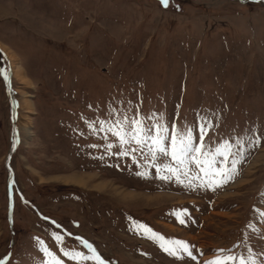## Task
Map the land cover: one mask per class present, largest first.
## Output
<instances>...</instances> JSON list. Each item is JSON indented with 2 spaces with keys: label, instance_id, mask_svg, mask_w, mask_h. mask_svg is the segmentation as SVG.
<instances>
[{
  "label": "rangeland",
  "instance_id": "rangeland-1",
  "mask_svg": "<svg viewBox=\"0 0 264 264\" xmlns=\"http://www.w3.org/2000/svg\"><path fill=\"white\" fill-rule=\"evenodd\" d=\"M161 115L197 140L205 117L207 149L228 141L227 167L240 160L234 179L188 188L159 179L146 149L118 155L110 125ZM77 237L105 264H205L220 249L264 264V0H0V259L44 264L42 241L77 264L61 251L91 255Z\"/></svg>",
  "mask_w": 264,
  "mask_h": 264
},
{
  "label": "snow or ice",
  "instance_id": "snow-or-ice-1",
  "mask_svg": "<svg viewBox=\"0 0 264 264\" xmlns=\"http://www.w3.org/2000/svg\"><path fill=\"white\" fill-rule=\"evenodd\" d=\"M160 2L165 8L169 6V0H160ZM199 120L200 123L197 125L200 133L198 140L193 134L195 129L187 124H185L183 129L173 124L171 132H169V125L164 122L163 115L151 127H145L143 121L139 118L129 120L128 117H125L123 120H117L114 125H110L107 131L111 132L118 139L119 145L123 148L118 153L120 156H128L130 153L136 151L144 152L146 149L145 160L147 162L150 157L151 166L156 168L159 179L164 181L174 179L176 183L188 188L206 187L214 191L216 188L234 179L235 175L238 174L237 164L240 160L233 158L231 160V167H227L229 157H236L237 155L232 151L233 146L228 141H224L223 144H220L213 150H208L207 145L204 143V137L209 131L210 124L205 117H200ZM103 124L104 122H101V130H103ZM90 127L92 126L90 125ZM133 144L137 147L132 148L131 145ZM258 144L259 141L257 140ZM125 145L129 147H124ZM112 147V144L107 145L109 150ZM218 156L223 157L221 163L224 164V167H216V157ZM161 158H170L171 162L158 164L157 161ZM137 175L147 177L149 173L145 169L138 172ZM175 214L179 223H186L185 219H183L184 216L188 215L186 209ZM135 227L149 239L158 242L159 246L169 255L177 259H184L185 257H189L192 260L196 259L192 252L193 246L189 245L186 241L166 239L143 224H138ZM53 238L57 244L64 243L63 236L59 234H54ZM77 239L89 250L91 255H85L83 252L74 249L62 248L61 251L65 257L76 261L77 264L80 261L89 260L95 261L96 264H105V260L102 259L91 243L79 237ZM40 243L42 251L48 257V260L44 264H63V261L54 252L43 246L42 241ZM230 251L220 249L221 255L205 262V264H231V262L237 260V257L224 254ZM239 259L240 264H246L243 257ZM247 261L251 262V264H256L251 254L247 257ZM0 264H7V258L0 259Z\"/></svg>",
  "mask_w": 264,
  "mask_h": 264
},
{
  "label": "bare ground",
  "instance_id": "bare-ground-1",
  "mask_svg": "<svg viewBox=\"0 0 264 264\" xmlns=\"http://www.w3.org/2000/svg\"><path fill=\"white\" fill-rule=\"evenodd\" d=\"M5 52H7V51H5ZM7 55L11 59V61L13 62V68H14L17 76L20 78H23V72L21 70L22 67H21V64H20L19 60L17 59V57L10 52H7Z\"/></svg>",
  "mask_w": 264,
  "mask_h": 264
},
{
  "label": "water",
  "instance_id": "water-1",
  "mask_svg": "<svg viewBox=\"0 0 264 264\" xmlns=\"http://www.w3.org/2000/svg\"><path fill=\"white\" fill-rule=\"evenodd\" d=\"M238 2H241V3H246V2H249V1H255V2H257V1H259V0H237ZM261 2L263 1V0H260Z\"/></svg>",
  "mask_w": 264,
  "mask_h": 264
}]
</instances>
